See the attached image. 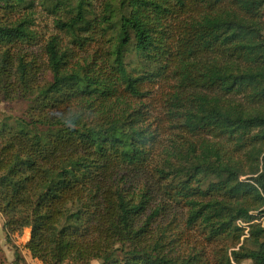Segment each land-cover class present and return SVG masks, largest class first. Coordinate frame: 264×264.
<instances>
[{"label":"trees","instance_id":"obj_1","mask_svg":"<svg viewBox=\"0 0 264 264\" xmlns=\"http://www.w3.org/2000/svg\"><path fill=\"white\" fill-rule=\"evenodd\" d=\"M37 1L0 0V103H28L0 119L7 237L44 264H264V0H41L44 61Z\"/></svg>","mask_w":264,"mask_h":264},{"label":"rangeland","instance_id":"obj_2","mask_svg":"<svg viewBox=\"0 0 264 264\" xmlns=\"http://www.w3.org/2000/svg\"><path fill=\"white\" fill-rule=\"evenodd\" d=\"M41 0H38V6L36 8V23L34 29L39 33V40L34 46L35 56L39 61H44L45 54L43 51V45L50 35L56 33L58 29L55 26V16L44 10L39 4ZM68 41V38H66ZM67 44V43H66ZM126 64L131 73L139 75L142 71L148 68V63L143 57L136 51L135 46H130L126 51L125 56ZM45 79H50L49 73H45ZM28 103L25 100L4 101L0 103V119L5 116H22L24 115ZM165 136V141H166ZM248 176H242V179H246ZM256 219L254 222L264 223V215H261L259 211L254 212ZM183 211L177 213L175 218L176 231H184L181 243L178 245V251L181 250V254H188L193 247L200 248L202 242H204V232L198 228H186V217ZM4 216L0 212V264H44L38 258H34L31 253L26 249L25 240H21L18 234H13L7 237V232L4 229ZM27 230V229H25ZM29 231L27 230V234ZM245 236L248 235V229L245 230ZM242 240L244 239V237ZM225 244V243H224ZM180 249V250H179ZM217 246L204 249L203 253L206 255L205 259L210 264L216 263ZM19 255V257H18ZM96 263V262H94ZM237 264H254L251 260H245Z\"/></svg>","mask_w":264,"mask_h":264},{"label":"crops","instance_id":"obj_3","mask_svg":"<svg viewBox=\"0 0 264 264\" xmlns=\"http://www.w3.org/2000/svg\"><path fill=\"white\" fill-rule=\"evenodd\" d=\"M27 230L29 231L27 234ZM27 230H25L24 234L23 235H18V237L21 239V240H25V242L27 243L29 240H30V237H31V230L28 228ZM25 243V245H26ZM27 249V248H26ZM28 250V249H27ZM29 251V250H28ZM30 252V251H29Z\"/></svg>","mask_w":264,"mask_h":264},{"label":"built area","instance_id":"obj_4","mask_svg":"<svg viewBox=\"0 0 264 264\" xmlns=\"http://www.w3.org/2000/svg\"><path fill=\"white\" fill-rule=\"evenodd\" d=\"M239 224H241V226H245V224H243L241 221H239Z\"/></svg>","mask_w":264,"mask_h":264}]
</instances>
